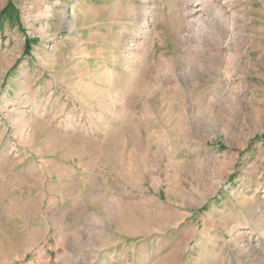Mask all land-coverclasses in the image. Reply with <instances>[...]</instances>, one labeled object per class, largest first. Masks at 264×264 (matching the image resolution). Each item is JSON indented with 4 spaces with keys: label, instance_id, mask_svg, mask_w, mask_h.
I'll list each match as a JSON object with an SVG mask.
<instances>
[{
    "label": "rangeland",
    "instance_id": "rangeland-1",
    "mask_svg": "<svg viewBox=\"0 0 264 264\" xmlns=\"http://www.w3.org/2000/svg\"><path fill=\"white\" fill-rule=\"evenodd\" d=\"M209 1L0 0V264H264V0Z\"/></svg>",
    "mask_w": 264,
    "mask_h": 264
},
{
    "label": "bare ground",
    "instance_id": "bare-ground-1",
    "mask_svg": "<svg viewBox=\"0 0 264 264\" xmlns=\"http://www.w3.org/2000/svg\"><path fill=\"white\" fill-rule=\"evenodd\" d=\"M196 1H198L200 5H206V4H208V2H210L209 0H196ZM190 25L192 26V23Z\"/></svg>",
    "mask_w": 264,
    "mask_h": 264
}]
</instances>
